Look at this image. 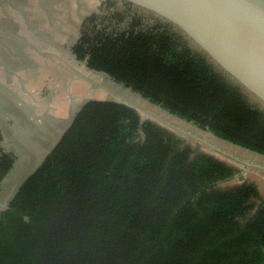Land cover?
<instances>
[{"label": "trees", "instance_id": "16d2710c", "mask_svg": "<svg viewBox=\"0 0 264 264\" xmlns=\"http://www.w3.org/2000/svg\"><path fill=\"white\" fill-rule=\"evenodd\" d=\"M168 33L83 36L71 52L264 156V114ZM13 162L2 158L0 184ZM236 173L123 104L87 102L0 213V264H264V196L248 182L219 187Z\"/></svg>", "mask_w": 264, "mask_h": 264}, {"label": "rangeland", "instance_id": "374dc122", "mask_svg": "<svg viewBox=\"0 0 264 264\" xmlns=\"http://www.w3.org/2000/svg\"><path fill=\"white\" fill-rule=\"evenodd\" d=\"M167 31L192 51L202 52L171 23L121 0H0V163L3 157L14 160L1 179L0 213L59 141L77 111L90 101L123 104L195 153L236 169V175L220 188L248 182L264 196V156L170 114L105 74L86 68L71 52L83 36L117 39L149 33L154 39ZM223 74L227 83L241 88L249 106L264 114L261 101Z\"/></svg>", "mask_w": 264, "mask_h": 264}, {"label": "water", "instance_id": "95a60500", "mask_svg": "<svg viewBox=\"0 0 264 264\" xmlns=\"http://www.w3.org/2000/svg\"><path fill=\"white\" fill-rule=\"evenodd\" d=\"M121 1L177 27L264 104V0Z\"/></svg>", "mask_w": 264, "mask_h": 264}, {"label": "flooded vegetation", "instance_id": "af4514ba", "mask_svg": "<svg viewBox=\"0 0 264 264\" xmlns=\"http://www.w3.org/2000/svg\"><path fill=\"white\" fill-rule=\"evenodd\" d=\"M1 2H5V1H1ZM35 33H37V30L34 31ZM14 165V164H13ZM2 187V181H1V184H0V188Z\"/></svg>", "mask_w": 264, "mask_h": 264}]
</instances>
